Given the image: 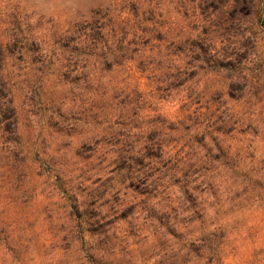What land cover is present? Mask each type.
Returning <instances> with one entry per match:
<instances>
[{
  "label": "clouds",
  "instance_id": "clouds-1",
  "mask_svg": "<svg viewBox=\"0 0 264 264\" xmlns=\"http://www.w3.org/2000/svg\"><path fill=\"white\" fill-rule=\"evenodd\" d=\"M0 264H264V0H0Z\"/></svg>",
  "mask_w": 264,
  "mask_h": 264
}]
</instances>
